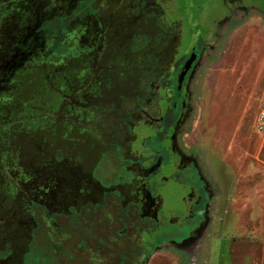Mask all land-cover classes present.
<instances>
[{"label":"rangeland","instance_id":"rangeland-1","mask_svg":"<svg viewBox=\"0 0 264 264\" xmlns=\"http://www.w3.org/2000/svg\"><path fill=\"white\" fill-rule=\"evenodd\" d=\"M110 1H79L93 2L109 38L103 58L85 62L89 56L69 59L43 49L29 66H18L16 87L0 90V219L10 220L0 221V264L18 258L36 264L47 256L48 232L63 244L73 241L82 197L116 180L114 166L95 161L86 146L87 154L54 166L60 154L41 136H97L101 146L106 135H127L142 168L166 146L156 126L132 120L125 132L124 124L144 102L142 87L170 39L171 68L186 59L184 67L200 49L182 86L172 145L198 180L202 200L194 220L160 244L148 264H264V0ZM7 2L0 0V14ZM93 28L85 38L95 37ZM101 84L105 99H84ZM174 89L157 92L154 117L165 111L170 117ZM165 151L166 163L158 158L150 182L160 217L174 219L185 212L190 190L172 180L176 160ZM47 158L55 170L41 168ZM46 177L56 184L53 211L45 207Z\"/></svg>","mask_w":264,"mask_h":264},{"label":"flooded vegetation","instance_id":"flooded-vegetation-1","mask_svg":"<svg viewBox=\"0 0 264 264\" xmlns=\"http://www.w3.org/2000/svg\"><path fill=\"white\" fill-rule=\"evenodd\" d=\"M79 1L8 0L6 5L2 4L3 12L1 11L2 14H0V90L5 91L10 86L16 87L15 79L20 74L17 71L18 66H29L30 62H33V58L38 56L43 49L52 54L61 51L64 53L61 56L68 55L69 59H78L86 55L89 58L85 59V62L94 63L109 52V38L106 37L103 26L93 10V2L79 4ZM110 3L119 4L117 0H111ZM90 26L94 27L92 29L95 35L93 39L84 37ZM171 43L170 39L167 43L169 47L164 49L165 51L157 60V66L153 67L150 71L151 74L145 80L144 87H142L144 102H137L133 113L125 119V132H128L132 120L134 122L136 120V123L141 121L146 126H156L157 134H162L161 139L166 141V146L156 151L159 156L152 154L153 156L146 163V168L133 162L134 157L127 135L121 134L117 137L106 135L101 146H98L97 136L93 138L80 135L73 140H68L67 137L58 139L54 135L41 136L42 144L51 150L55 149L61 157L60 161H55V164L52 163V159L47 158L41 168H54L52 164L58 166L61 160L69 165V163L71 164L70 160L73 159L72 156L87 154L81 149L86 146L92 148L89 155H92L96 159L95 161L100 163L101 160H107L110 167L114 166L116 180L103 182L101 183L102 187L96 185L97 189L92 194L84 193L82 205L76 211L79 222L75 225L76 231H73V241L63 244L57 240L56 232H48L49 236L45 238L42 246L46 250L47 256L37 263L148 264L153 252L159 249L160 244H169L168 241L177 238L178 232L187 225V222L194 220V216L198 212V204L202 200V189L198 180L193 179L192 174H189L191 169L188 168V162L179 159L177 150L172 145V138L181 119L180 111L183 109L182 86L200 49L196 51L192 63L177 83V75L186 59L176 65L177 68H171L172 66L168 65ZM73 47L75 48L72 49ZM90 73H95V77H97L98 70L96 71V68L93 67ZM169 85H174V90H176L173 99L174 111L172 110L170 117H168V111L163 112L161 117H154L153 114L156 113L154 102L157 99V92L160 88L164 91ZM100 86L94 91L95 93L90 91L85 93V98L80 93L81 97L84 99H89V96L90 99H105L102 92L106 86L103 84ZM84 102L83 106H85ZM79 104H81V100ZM165 150L176 160L171 176L172 180L185 185L190 190L185 212L174 219L160 217V202L150 182V176L154 173L158 161L166 163L167 152ZM30 176L34 179L35 174L32 173ZM44 179L45 182L42 184L44 196L45 198L50 197L48 201L51 202L45 203V207L51 211L53 204H57L54 200L55 197L53 198L56 193V184L52 178ZM96 183L98 184V181ZM6 222L9 223L10 220ZM6 222L4 221V223ZM142 234L146 238L141 237ZM37 260L32 261L35 263ZM25 262L23 258L10 259V261L7 259L5 264H27Z\"/></svg>","mask_w":264,"mask_h":264},{"label":"water","instance_id":"water-1","mask_svg":"<svg viewBox=\"0 0 264 264\" xmlns=\"http://www.w3.org/2000/svg\"><path fill=\"white\" fill-rule=\"evenodd\" d=\"M193 61V57L189 58L187 61H186V64L184 65V71L181 73L182 75H184V73L187 71V69L189 68L190 64L192 63Z\"/></svg>","mask_w":264,"mask_h":264},{"label":"built area","instance_id":"built-area-1","mask_svg":"<svg viewBox=\"0 0 264 264\" xmlns=\"http://www.w3.org/2000/svg\"><path fill=\"white\" fill-rule=\"evenodd\" d=\"M261 117H264V110L260 113Z\"/></svg>","mask_w":264,"mask_h":264}]
</instances>
